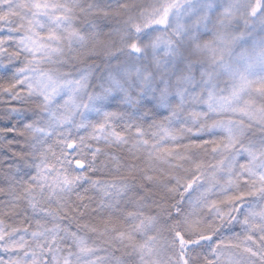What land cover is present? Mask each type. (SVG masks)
<instances>
[{
	"label": "snow or ice",
	"instance_id": "snow-or-ice-1",
	"mask_svg": "<svg viewBox=\"0 0 264 264\" xmlns=\"http://www.w3.org/2000/svg\"><path fill=\"white\" fill-rule=\"evenodd\" d=\"M0 99V264H264V0H0Z\"/></svg>",
	"mask_w": 264,
	"mask_h": 264
},
{
	"label": "trees",
	"instance_id": "trees-1",
	"mask_svg": "<svg viewBox=\"0 0 264 264\" xmlns=\"http://www.w3.org/2000/svg\"><path fill=\"white\" fill-rule=\"evenodd\" d=\"M95 62L97 64H100L102 62V58H98ZM10 106H18V105L16 104V102H12L11 104L4 105V107H3V102L0 101V112L3 111V109H6V107H10ZM113 107H115V106H113ZM9 122H10L9 120H5V119L0 118V128L7 126V124ZM11 122L16 124L17 127H20V124L16 123V121H11ZM7 136L9 139H11L13 141V143L9 146V145H6L3 142V140H0V168H6L7 167L8 163H7L6 158L12 157L13 152H22L25 149V146H24V148L20 146L24 138L19 136L17 133H8ZM7 150H9V151H7ZM2 152H4V153H2ZM5 156H6V158H4ZM25 171H28V170L25 169ZM0 186H3L2 178H0Z\"/></svg>",
	"mask_w": 264,
	"mask_h": 264
},
{
	"label": "rangeland",
	"instance_id": "rangeland-1",
	"mask_svg": "<svg viewBox=\"0 0 264 264\" xmlns=\"http://www.w3.org/2000/svg\"><path fill=\"white\" fill-rule=\"evenodd\" d=\"M0 101L3 102V107H4V105H6L5 102H4L2 99H0ZM5 110H6V109H3V111H1L0 113L4 112ZM22 138H23V137H22ZM20 146L24 148V146H25L24 139H23V141H22V143H21ZM23 148H22V149H23ZM4 150H5V149H4ZM7 151H9V150H7ZM2 153H4V152H2ZM117 155L127 157V156H128V153L125 152V151H122V152L117 153ZM4 158H6V156H5ZM13 159H14L13 156H12V157H9V158H6L7 163H8V164L12 163V162H13ZM102 178H110V177H109V176H103ZM0 198H2V197H0Z\"/></svg>",
	"mask_w": 264,
	"mask_h": 264
}]
</instances>
